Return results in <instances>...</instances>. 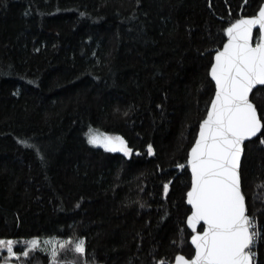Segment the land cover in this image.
Here are the masks:
<instances>
[{"label": "trees", "instance_id": "16d2710c", "mask_svg": "<svg viewBox=\"0 0 264 264\" xmlns=\"http://www.w3.org/2000/svg\"><path fill=\"white\" fill-rule=\"evenodd\" d=\"M262 1L0 0V239H85L86 257L62 251L66 264L191 258L186 161L208 70L225 29ZM251 101L264 114V88ZM91 128L122 136L131 157L90 146ZM240 171L264 264V146L245 144Z\"/></svg>", "mask_w": 264, "mask_h": 264}, {"label": "snow or ice", "instance_id": "6c2138e0", "mask_svg": "<svg viewBox=\"0 0 264 264\" xmlns=\"http://www.w3.org/2000/svg\"><path fill=\"white\" fill-rule=\"evenodd\" d=\"M254 29H258L255 43ZM225 34L227 42L215 51L208 70L215 85L214 96L186 161L191 171V187L186 193L190 215L186 223L192 230L195 251L191 258L175 255L174 264H256L254 248L262 238L256 221L247 214L240 169L245 141L264 146V114L258 115L249 99L253 89L264 86V5L253 16L236 19ZM86 135L90 145L106 152H120L126 157L133 154L122 136H100L92 129ZM20 143L27 146V141ZM147 154H154L151 144ZM177 167L183 169L185 164ZM163 191L168 193V183L163 185ZM198 225L202 231H197ZM15 243L0 239V250L7 253L2 264H13L20 255L28 257L40 247L38 239H31L26 250L18 254ZM44 243L51 264H60V253L68 249L80 258L87 255L83 238ZM82 264L88 262L84 260Z\"/></svg>", "mask_w": 264, "mask_h": 264}, {"label": "rangeland", "instance_id": "374dc122", "mask_svg": "<svg viewBox=\"0 0 264 264\" xmlns=\"http://www.w3.org/2000/svg\"><path fill=\"white\" fill-rule=\"evenodd\" d=\"M93 130L94 133H96L97 135H100V136H104V135H107V136H120V135H117V134H110V133H105L99 129H95V128H91ZM89 132V130L87 131V133ZM85 138H86V141H87V135L85 133ZM88 143V142H87ZM89 144V143H88ZM90 145V144H89ZM90 146H93V147H97V146H94V145H90ZM98 148H101V147H98ZM103 149V148H102ZM115 153H119V154H122L123 153H120V152H115ZM32 239H38L40 241V247L35 250V251H38V252H41V253H44V254H47L49 257H50V254H49V251L47 250V245H45V241H62L63 239H58V238H32ZM3 240H8V239H3ZM31 240V239H27V240H14L16 241V243L14 244V250L20 254L22 253L24 250H26L27 248V242ZM17 246H20V250L17 249L16 247ZM7 253L6 251L4 250H0V264H2L4 258L6 257ZM27 257H24L23 255H20L19 257V260H14L13 261V264H22V259H26ZM60 260V259H59ZM60 264H66V263H63L61 260H60Z\"/></svg>", "mask_w": 264, "mask_h": 264}, {"label": "water", "instance_id": "95a60500", "mask_svg": "<svg viewBox=\"0 0 264 264\" xmlns=\"http://www.w3.org/2000/svg\"><path fill=\"white\" fill-rule=\"evenodd\" d=\"M261 5H264V0L262 1V3H261ZM260 5V6H261ZM249 17H251V16H249ZM258 32V29H254V33H253V43H255L256 41V37H255V34ZM227 42V40L224 42V43H226ZM223 43V44H224ZM222 47H223V45L221 46V48L220 49H222ZM215 54V53H214ZM214 54H213V57H214ZM213 57H212V59H213ZM211 79V78H210ZM213 84H214V82H213ZM258 88H264V86H257V88H255V89H253V91H255L256 89H258ZM214 90H215V85H214ZM253 93V92H252ZM252 93H250V95H249V99H250V101H251V94ZM213 96H214V94H213ZM212 96V97H213ZM254 104V103H253ZM209 106H210V104H209ZM208 106V107H209ZM254 106H255V104H254ZM256 107V106H255ZM258 112V111H257ZM258 115H259V113H258ZM205 117H206V115H205ZM204 117V118H205ZM198 130H199V128H198ZM197 134H198V131H197ZM197 134H196V136H197ZM253 139H255V138H253ZM194 142H195V140H194ZM194 142H193V144H194ZM247 142H249V141H245V144L247 143ZM192 144V145H193ZM192 147V146H191ZM190 150V149H189ZM243 155H244V152L242 153V158H241V163H242V159H243ZM189 169V168H188ZM189 173H190V176H191V171H190V169H189ZM190 187H191V184H190ZM190 189V188H189ZM243 191V190H242ZM185 203H186V205H187V207H189V209H190V205H188L187 204V202H186V198H185ZM246 206H247V204H246ZM247 214H248V210H247ZM189 215H190V213H189ZM186 227H187V229L192 233V230L190 229V228H188V226H187V223H186ZM200 227H202V226H200V225H198V227H197V231H199V228ZM202 231V230H201ZM189 244L192 246V248H193V250H194V247H193V245L191 244V237L189 238ZM195 251V250H194ZM193 255H194V253H193ZM171 264H174V260H173V262L171 263Z\"/></svg>", "mask_w": 264, "mask_h": 264}, {"label": "built area", "instance_id": "2783aa9c", "mask_svg": "<svg viewBox=\"0 0 264 264\" xmlns=\"http://www.w3.org/2000/svg\"><path fill=\"white\" fill-rule=\"evenodd\" d=\"M254 251H255V250H254ZM161 262H162V261H159L157 264H161ZM163 264H167V263L163 262Z\"/></svg>", "mask_w": 264, "mask_h": 264}, {"label": "flooded vegetation", "instance_id": "af4514ba", "mask_svg": "<svg viewBox=\"0 0 264 264\" xmlns=\"http://www.w3.org/2000/svg\"><path fill=\"white\" fill-rule=\"evenodd\" d=\"M200 229V228H199Z\"/></svg>", "mask_w": 264, "mask_h": 264}]
</instances>
